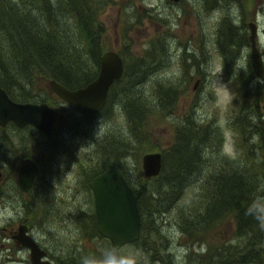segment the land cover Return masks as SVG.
Listing matches in <instances>:
<instances>
[{
  "label": "rangeland",
  "instance_id": "obj_1",
  "mask_svg": "<svg viewBox=\"0 0 264 264\" xmlns=\"http://www.w3.org/2000/svg\"><path fill=\"white\" fill-rule=\"evenodd\" d=\"M97 21L103 50H114L123 70L128 65L126 76L115 80L107 103L95 116L49 94L40 81L32 88L31 100L42 99L56 111L51 133L42 135L29 126L21 130L0 126V232L23 214L57 264H83L86 257L112 256L108 239L92 228L93 201L86 179L103 161L104 168L109 164L107 157L127 153L119 161L120 170L136 188L143 175L141 155L163 154L183 126L197 124L201 145L197 174L189 177L183 194L169 209L161 205L153 223L152 217L145 218L147 228L158 230L146 228L142 239L114 253L130 257L134 264H196L188 253L202 252L204 243L187 242L175 223L177 210L192 203L204 205L202 181L222 169L247 168L246 182L258 183L252 162L261 159V149L252 124L258 118L264 127V75L255 77L249 65L247 22L255 23L256 40L264 49V0L242 5L232 0H107ZM262 62L264 66V57ZM162 90H169V96ZM128 109L134 111L131 116ZM22 135L39 171L25 196V208L13 210L8 194L11 181L5 178L7 137ZM168 161L167 166L172 162ZM259 183L254 202L259 227L264 228V175ZM145 202L150 211L149 201ZM215 225L219 236L236 249L249 241L247 235L239 236L233 217ZM260 242L264 244V234ZM6 246L0 233V264H12Z\"/></svg>",
  "mask_w": 264,
  "mask_h": 264
},
{
  "label": "trees",
  "instance_id": "obj_2",
  "mask_svg": "<svg viewBox=\"0 0 264 264\" xmlns=\"http://www.w3.org/2000/svg\"><path fill=\"white\" fill-rule=\"evenodd\" d=\"M106 2L0 0V88L12 99L25 101L35 96L32 88L40 81L46 83L48 79H53L67 89H75L94 78L99 56L104 51L102 27L97 21V14ZM127 66L121 77L126 76ZM254 84V88L258 89V84ZM162 91L163 95L169 96V90ZM246 95L243 93V96ZM172 98L174 91L171 93ZM128 112L131 116L134 111L128 109ZM259 122L257 118L252 124L256 126L254 130L258 148L261 149V159L252 162L253 176L258 183L255 185L251 180L246 182L244 175L247 168L222 169L216 176L202 181L203 187L206 186L204 189L207 197L204 205L200 202L192 203L186 209L181 207L176 212L175 223L187 242H196L198 245L204 243L202 252L190 250L188 253L189 259L196 264H264V244L260 242L264 228L259 227V213L255 210L254 202L256 186L260 184V176L264 175V127ZM184 127L176 134L169 149L163 154L160 152L161 167L156 175H142L136 188L124 177L135 194L140 215L139 236L130 243H136L145 236V218L152 217L153 223V214L162 210L161 205L169 209L183 194L189 177L195 172L197 174L200 168L199 127L197 124ZM125 155L127 153L118 158L117 155L107 157L108 163L120 168L119 161ZM169 159L172 162L167 166ZM164 168H168V171H163ZM145 199L149 201L147 204L150 205V211L145 209ZM32 212L26 211V214L31 215ZM231 217L236 219L239 236H248L249 241H245L242 249H236L230 242L224 241L219 236L221 231L216 228L215 222ZM91 221L95 229L94 212ZM149 228L158 230L155 226ZM144 248H147V243Z\"/></svg>",
  "mask_w": 264,
  "mask_h": 264
},
{
  "label": "water",
  "instance_id": "obj_3",
  "mask_svg": "<svg viewBox=\"0 0 264 264\" xmlns=\"http://www.w3.org/2000/svg\"><path fill=\"white\" fill-rule=\"evenodd\" d=\"M176 1V0H172ZM249 42V64L253 74L261 77L264 73L262 54L256 43V25L247 23ZM123 72L122 60L114 50L103 51L98 60V70L94 78L81 87L67 89L53 79L46 81L47 90L63 101L86 113L98 111L105 100L112 82L119 79ZM55 111L45 101H19L12 99L0 88V126L12 121L17 126L29 124L36 129L49 133L52 129ZM143 176H154L160 171L161 154L159 151H147L140 157ZM37 172V166L29 157H23L16 163V182L26 191ZM88 185L92 191L94 227L97 232L109 240V250L116 252L123 244L136 240L139 236L140 215L136 206V197L116 164H110L104 171L91 177ZM23 225L18 229L17 238L23 235ZM23 244L29 246L31 264H53L42 260L44 251L32 240L25 238Z\"/></svg>",
  "mask_w": 264,
  "mask_h": 264
},
{
  "label": "flooded vegetation",
  "instance_id": "obj_4",
  "mask_svg": "<svg viewBox=\"0 0 264 264\" xmlns=\"http://www.w3.org/2000/svg\"><path fill=\"white\" fill-rule=\"evenodd\" d=\"M177 1L178 0H176L174 2H177ZM235 1L239 5H242V4L247 3L248 0H232V2H235ZM240 8H242V7H240ZM240 14H241V16L243 18V15H244V10L243 9H241ZM256 43H257L258 49L260 51H263L264 49L260 48L259 43L257 41H256ZM263 57L264 56L262 54V58ZM195 81H197V80H195ZM114 82H112V83H114ZM112 83L110 84L108 90L111 89ZM45 85H46V83H45ZM47 91H48L49 94L55 95L54 93L50 92L49 90H47ZM55 96L58 97L57 95H55ZM59 99L61 101H63L61 98H59ZM14 100H16V99H14ZM30 101H32V100H30ZM35 102H39V101H35ZM63 102H65V101H63ZM65 103L70 105V106H72V107H74V108H76L77 110L83 112L85 115H90V116H95L100 110H102L104 108V102H103L102 107L98 111L93 112V113H86V112L80 110L79 108H77V107H75V106H73V105H71V104H69L67 102H65ZM55 119H56V111H55L54 120ZM53 123H54V121H53ZM5 125H10L11 127H13L14 129H17V130H21V129H23L26 126L34 128L33 126H31L29 124H26V125H23V126H17L12 121H8ZM34 129L36 131H38V133H40L42 135H46V136L51 133V132L44 133L43 131H41L39 129H36V128H34ZM59 138H61V140H62V136H60ZM7 140L8 141H7L6 148H7L8 158H7L6 167H5V178L11 181V191H12V193H10V192L8 193V194H10V203H11V206H12L13 210H15L18 206H20L22 208V210H23V208H25V204L27 202V197H25V196H27L29 189H31V186L34 183V178L38 174L39 168H38V165L35 162V160L32 159L29 156V154L27 153L28 148L24 147L27 142L24 140V136L23 135L21 137H17L16 139H9L7 137ZM23 157L31 158L34 161V163L36 164V166H37V172H36V174H35V176H34V178L32 180V183H31L30 187L26 191H23V190H21L19 188V186H18V184L16 182V178H15L16 177V163H17V161L19 159H21ZM102 171H104V161H103V163L101 165H97V167L94 170V172L86 179V185L88 186V189L91 192V195H92V191H91V189H90V187L88 185V180L91 177L99 174ZM2 180H3V173H2V170L0 169V182H2ZM92 201H93V199H92ZM24 213H25V209H24ZM25 217L26 216H23V214H22V216L18 217L16 221H13V222L9 223L8 226H3L5 231L4 232L3 231L0 232L1 235L5 238V240L7 242L6 248H7L8 253H9V261L12 262V264H14V263H23V262L25 264H31L30 260H29V246L23 244V242H22L23 239H25V238L28 239V236H29V238H32V240L38 245V247L44 251V254L41 257L42 260L43 259H47L48 261L52 262L53 264H57V262H55L54 259L51 257V253L49 252V247H47L44 244V241L40 239V237L37 235L36 230L31 225H29L27 223V219ZM21 225H23V227H24L23 228V233H22L23 235H20L21 237H20V239H18L17 238V234L19 233L18 229H19V227ZM101 237L104 239V235H101Z\"/></svg>",
  "mask_w": 264,
  "mask_h": 264
},
{
  "label": "clouds",
  "instance_id": "obj_5",
  "mask_svg": "<svg viewBox=\"0 0 264 264\" xmlns=\"http://www.w3.org/2000/svg\"><path fill=\"white\" fill-rule=\"evenodd\" d=\"M83 264H134L130 257L117 256L114 253L112 256H104L97 260L94 257H86Z\"/></svg>",
  "mask_w": 264,
  "mask_h": 264
},
{
  "label": "bare ground",
  "instance_id": "obj_6",
  "mask_svg": "<svg viewBox=\"0 0 264 264\" xmlns=\"http://www.w3.org/2000/svg\"><path fill=\"white\" fill-rule=\"evenodd\" d=\"M112 85H113V83H112Z\"/></svg>",
  "mask_w": 264,
  "mask_h": 264
}]
</instances>
